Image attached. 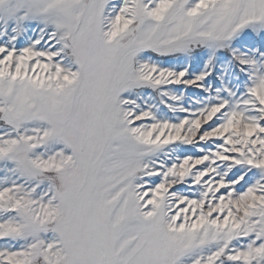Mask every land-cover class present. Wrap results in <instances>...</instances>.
Here are the masks:
<instances>
[{
	"label": "snow or ice",
	"instance_id": "6c2138e0",
	"mask_svg": "<svg viewBox=\"0 0 264 264\" xmlns=\"http://www.w3.org/2000/svg\"><path fill=\"white\" fill-rule=\"evenodd\" d=\"M0 264H264V0H0Z\"/></svg>",
	"mask_w": 264,
	"mask_h": 264
}]
</instances>
